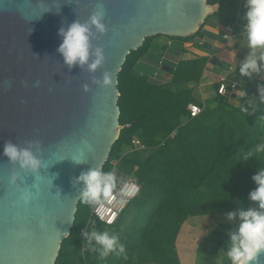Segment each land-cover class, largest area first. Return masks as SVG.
<instances>
[{
    "label": "water",
    "instance_id": "1",
    "mask_svg": "<svg viewBox=\"0 0 264 264\" xmlns=\"http://www.w3.org/2000/svg\"><path fill=\"white\" fill-rule=\"evenodd\" d=\"M217 10L207 0H0V264H55L81 200L77 178L100 171L119 136L126 58L148 38L193 36ZM97 12L103 33L90 24ZM74 21L89 24L88 63L103 50L95 71L70 68L57 51L59 30ZM7 143L40 166L10 161Z\"/></svg>",
    "mask_w": 264,
    "mask_h": 264
},
{
    "label": "trees",
    "instance_id": "2",
    "mask_svg": "<svg viewBox=\"0 0 264 264\" xmlns=\"http://www.w3.org/2000/svg\"><path fill=\"white\" fill-rule=\"evenodd\" d=\"M225 3L227 0H207L209 6H220L212 16L220 17ZM209 18L193 36L167 39L183 44L202 38L201 29ZM147 41L130 53L117 76L121 130L100 170L110 172L116 154L124 151L119 163L127 165V176L140 186V192L113 226L96 223L91 233H82L79 239L78 232L85 229L79 220L95 203L81 199L55 264H180L174 244L185 221L216 215L227 218V213L247 210L254 203L249 199L256 188L252 177L264 167V151H256L264 143V105L232 108L220 98L190 118L186 108L196 102L188 85L200 81L206 61L198 58L164 65L170 82L154 84L149 75L135 68L148 51ZM166 47L160 48L161 53ZM179 52H185L181 45ZM172 132L175 135L170 138ZM134 139L145 149L134 150ZM249 151L253 155L243 159ZM124 181L115 182L116 187ZM230 221L232 225L212 229L197 248L203 264H230L226 256L230 230L240 223L238 216ZM93 232L118 238L107 257L101 258L102 246L95 239L82 253L84 239Z\"/></svg>",
    "mask_w": 264,
    "mask_h": 264
},
{
    "label": "clouds",
    "instance_id": "3",
    "mask_svg": "<svg viewBox=\"0 0 264 264\" xmlns=\"http://www.w3.org/2000/svg\"><path fill=\"white\" fill-rule=\"evenodd\" d=\"M244 7L246 9L244 31L251 51L239 71L242 76L250 77L252 73L264 71V0H245ZM102 16L103 12H97L90 17V24L100 33L105 31V26L101 22ZM58 34L63 39L57 51L70 68L87 64L89 71H95L103 63L104 55L100 48H97L94 53L95 59L88 63L90 57V27L88 23L81 24L74 21L66 30L61 28ZM110 83V76L105 73L102 84L106 86ZM84 90L87 91L86 85ZM259 92L261 100H264V86L259 87ZM240 95L244 96L245 93L241 91ZM241 111L244 112L246 109L241 107ZM256 151H264V143L257 145ZM4 155L10 161L19 163L23 169L34 171L40 166V161L34 157L31 151L20 149L11 143L5 144ZM252 155L253 152L249 151L243 159L247 160ZM115 179L112 172L102 173L96 169L81 173L77 182L84 184L81 191L82 201L94 203L101 196L109 197L116 187ZM252 180L256 188L249 193V199L258 203V209L249 208L227 213L229 220L238 216L240 221L237 230L230 234L228 242L226 256L230 264H258L259 255L264 253V167L257 170ZM88 239H95L96 243L102 246L100 254L101 258H105L114 249L118 238L114 235L109 236L106 232L103 234L93 232L91 236H88ZM121 250L123 249L121 248Z\"/></svg>",
    "mask_w": 264,
    "mask_h": 264
},
{
    "label": "crops",
    "instance_id": "4",
    "mask_svg": "<svg viewBox=\"0 0 264 264\" xmlns=\"http://www.w3.org/2000/svg\"><path fill=\"white\" fill-rule=\"evenodd\" d=\"M244 4L245 0H227L221 8V16L204 24L201 29L202 38H195L183 44L170 41L172 44L169 45L170 47H166L168 39H158L155 41L157 44L155 51L150 50L147 44L148 51L141 61L142 67L157 64L155 65L157 69L149 76V81L160 85L168 84L171 77L163 71L162 66L176 65L180 60L203 58L206 62L200 81L188 85L193 91L192 96L196 102L194 104L201 106L204 110L215 105V102L221 98L227 107L232 108L245 104L264 105L259 92V87L264 86V71L252 73L250 77L242 76L239 71L251 51L244 31L246 25ZM217 6L218 12L220 6ZM227 24H234L228 39L225 38L224 31ZM180 45L185 49L183 54L179 52ZM164 46L167 49L161 53L160 48ZM221 84L225 85L223 95L218 94ZM241 91L245 93L244 96L240 95Z\"/></svg>",
    "mask_w": 264,
    "mask_h": 264
},
{
    "label": "rangeland",
    "instance_id": "5",
    "mask_svg": "<svg viewBox=\"0 0 264 264\" xmlns=\"http://www.w3.org/2000/svg\"><path fill=\"white\" fill-rule=\"evenodd\" d=\"M225 11H227L225 9ZM218 16H211L209 18V22L212 20H215ZM158 39L161 40H166L167 38L165 37H159ZM155 38H148L147 44H149V49L152 51H155L157 48V44L155 43L156 40ZM148 57H153V56H148ZM144 56H140L138 61L136 62L135 68L137 71H143L146 75L151 76L153 72L157 69L155 65L152 66H145L144 68L142 67V59ZM137 59V58H134ZM156 63L157 60L155 59ZM148 73V74H147ZM125 155L124 151H119L115 158L114 161L112 162V168L111 171L115 175V182L117 181H123L124 179H130L129 176H127V165L120 164L119 161L120 159ZM95 204V203H94ZM94 205H92L89 208V211L86 214H83L79 220V225L81 227H84L85 229L87 228V224L91 218V212L92 208ZM249 208L253 209H258V203L254 202L250 204ZM247 209V210H248ZM88 218V219H87ZM87 219V221H86ZM231 221L223 216L216 215L212 218L208 217H192L189 218L187 221H185L179 228L176 239H175V244H174V250L177 255V258L179 260L180 264H203L201 260V256L197 253V248L203 243L204 238L207 236V234L212 230L217 228L221 224H228ZM80 227V228H81ZM238 227H233L230 230V233H233L237 230ZM84 229V231H85ZM84 231H79L78 232V238L81 239L80 235L84 233Z\"/></svg>",
    "mask_w": 264,
    "mask_h": 264
},
{
    "label": "built area",
    "instance_id": "6",
    "mask_svg": "<svg viewBox=\"0 0 264 264\" xmlns=\"http://www.w3.org/2000/svg\"><path fill=\"white\" fill-rule=\"evenodd\" d=\"M233 28L234 24H227L224 27V31L226 32L225 38L228 39L230 37ZM167 45H171L170 41L167 42ZM224 91L225 85L221 84L218 88V94L223 95ZM186 110L190 118H196L203 111L201 106H197L196 104H189ZM174 135L175 132H172L169 137L172 138ZM132 145L134 150L139 151L145 149L136 139L132 140ZM139 192L140 186L132 179H126L121 185L112 190V194L109 197L105 198L101 196L92 208L91 218L84 233H91L96 223L105 226H113L130 202L138 196ZM109 221H111V223H109ZM89 245L90 240L84 239L82 253L85 252Z\"/></svg>",
    "mask_w": 264,
    "mask_h": 264
}]
</instances>
